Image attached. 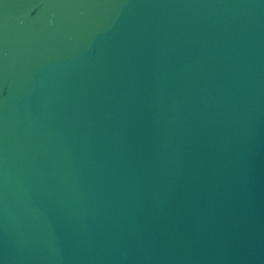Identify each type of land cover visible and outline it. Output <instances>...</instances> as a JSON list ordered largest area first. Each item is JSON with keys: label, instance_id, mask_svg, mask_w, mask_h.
I'll return each instance as SVG.
<instances>
[{"label": "water", "instance_id": "water-1", "mask_svg": "<svg viewBox=\"0 0 264 264\" xmlns=\"http://www.w3.org/2000/svg\"><path fill=\"white\" fill-rule=\"evenodd\" d=\"M0 264H264V0H0Z\"/></svg>", "mask_w": 264, "mask_h": 264}]
</instances>
